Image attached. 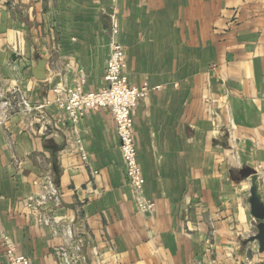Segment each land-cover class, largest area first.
Returning <instances> with one entry per match:
<instances>
[{
  "label": "crops",
  "instance_id": "1",
  "mask_svg": "<svg viewBox=\"0 0 264 264\" xmlns=\"http://www.w3.org/2000/svg\"><path fill=\"white\" fill-rule=\"evenodd\" d=\"M112 38L129 84L159 86L132 111L139 193L110 109L54 102L105 85ZM244 167L264 201V0H0V264L5 240L31 264L73 242L84 264H264ZM46 178L52 224L29 205Z\"/></svg>",
  "mask_w": 264,
  "mask_h": 264
},
{
  "label": "built area",
  "instance_id": "2",
  "mask_svg": "<svg viewBox=\"0 0 264 264\" xmlns=\"http://www.w3.org/2000/svg\"><path fill=\"white\" fill-rule=\"evenodd\" d=\"M117 26L114 23L112 35L116 34ZM125 55L122 45L115 38L110 42V52L106 61L104 71L105 85L99 90H84L81 85L57 89L55 104L65 111L69 119L76 123L86 108L100 109L109 108L115 122L116 132L119 141V148L122 154L124 171L127 182L136 192H141L143 176L137 159V146L133 133L132 111L139 98L144 97L152 89L159 86H149L144 82L141 86L129 84L125 74ZM15 93V106L25 112L32 111L31 106L22 94L17 90ZM7 108H14V105L5 102ZM4 117V116H3ZM58 200V190L53 182L46 178L44 192L38 197H31L29 205L33 210L38 211L39 221L43 224H52L51 219L44 215L46 204L49 201ZM139 207L146 210L149 206L146 202H139ZM55 256L62 264H84L85 257L80 252V247L73 242L68 246H60L54 249ZM4 257L6 264H31L28 256L19 253L15 244L5 240ZM240 264H252L251 259H245Z\"/></svg>",
  "mask_w": 264,
  "mask_h": 264
},
{
  "label": "water",
  "instance_id": "3",
  "mask_svg": "<svg viewBox=\"0 0 264 264\" xmlns=\"http://www.w3.org/2000/svg\"><path fill=\"white\" fill-rule=\"evenodd\" d=\"M33 75L38 79L45 78L44 62L40 60L37 66L32 70ZM243 177L250 178L249 198L250 212L252 216L258 220L255 233L250 240H257L259 242V249L264 250V201L259 192V182L256 172L250 167H244L240 170Z\"/></svg>",
  "mask_w": 264,
  "mask_h": 264
}]
</instances>
